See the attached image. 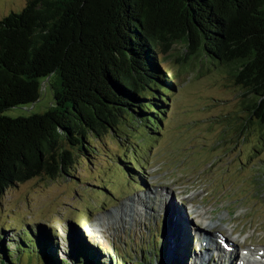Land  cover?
<instances>
[{"label": "trees", "instance_id": "obj_1", "mask_svg": "<svg viewBox=\"0 0 264 264\" xmlns=\"http://www.w3.org/2000/svg\"><path fill=\"white\" fill-rule=\"evenodd\" d=\"M174 43L190 58L227 68L242 107L228 114L234 130L230 134L226 127L224 136L241 145L255 128L261 143L254 151L262 154L264 0H26L18 12L0 17V194L35 177L72 176L76 165L100 151L105 133L115 134L120 144L137 142L122 124L131 129L144 122L150 132H161L176 79L162 54ZM51 75V107L27 116L4 114L35 102ZM115 159L132 181L147 174V161L134 151ZM249 165L264 170V157ZM159 230L134 258L112 250L115 264H139L135 258L160 264ZM5 232L0 264H83L78 257L112 264L87 241L58 242L47 226L28 222L11 237ZM175 238L184 260L172 264H189L183 237Z\"/></svg>", "mask_w": 264, "mask_h": 264}, {"label": "rangeland", "instance_id": "obj_2", "mask_svg": "<svg viewBox=\"0 0 264 264\" xmlns=\"http://www.w3.org/2000/svg\"><path fill=\"white\" fill-rule=\"evenodd\" d=\"M25 1L0 0V17L18 12ZM162 57L168 73L176 79L161 132H150L144 122L131 129L122 124L137 142L120 144L115 134L105 133L102 144H97L100 151L76 165L72 176L35 177L7 188L0 194V234L6 229L5 238L11 237L28 222L47 226L58 242L87 241L99 247V255L106 260L108 254L112 264L116 261L112 250L125 251L134 258L133 252L142 242L148 244L158 229L172 238L175 226L185 235L186 256L194 246L209 259L207 264H227V248L234 250L235 244L237 257L242 248L253 253L264 249V170L249 165L264 157V152L254 151L261 138L255 128L241 145L224 136L226 127L230 134L234 130L229 128L228 114L241 112L238 87L229 82L225 66L190 58L180 43H174ZM54 83L55 76H48L41 82L35 102L4 114L18 117L46 111L54 103ZM131 151L148 163L147 174L135 176L140 175L137 182L122 174L123 167L115 163L116 154L129 155ZM188 208L194 211L193 219ZM112 216L120 223L107 224ZM154 216L157 218L152 219ZM207 222L217 223L219 228L206 230ZM198 232L218 243L217 249L200 242ZM157 240L161 243L160 235ZM178 248L173 263L184 260ZM158 253L160 264H165L159 249ZM260 259L263 264L264 256ZM78 260L91 263L86 257Z\"/></svg>", "mask_w": 264, "mask_h": 264}, {"label": "bare ground", "instance_id": "obj_3", "mask_svg": "<svg viewBox=\"0 0 264 264\" xmlns=\"http://www.w3.org/2000/svg\"><path fill=\"white\" fill-rule=\"evenodd\" d=\"M147 198H150L149 195L145 196ZM179 213V212H178ZM189 213H190V216L192 215V210L189 209ZM129 215V214H128ZM179 215L177 214L176 218L178 219ZM221 221V220H220ZM115 222H119V219L117 217H111L110 219H108L107 221V224H114ZM216 222V221H215ZM106 223V222H105ZM120 223V222H119ZM107 226H111V225H107ZM130 226V225H129ZM169 226V225H168ZM112 227V226H111ZM126 227V226H125ZM204 229L206 230H214V229H217L219 228L218 227V224L217 223H210V222H207L205 223V226L203 227ZM212 230V231H213ZM212 231H209V232H212ZM120 232V231H119ZM178 233V232H177ZM117 234V233H116ZM206 235V233H204ZM204 234H202V232H198V238H199V241L200 242H204L207 245L209 246H212V248L214 249H217L218 247V243H212L211 242V239H210V236H207L205 237ZM178 235V234H177ZM175 235V236H177ZM175 236L173 235L172 238L170 237V241L172 242L173 244V247H174V251L177 250V246H176V238ZM174 239V240H173ZM180 240V239H179ZM191 242V241H190ZM183 245V244H182ZM224 246V244L222 245ZM221 246V247H222ZM227 249H231L230 247H228ZM182 250V249H181ZM242 253H241V257L239 260H237L234 256V254L232 255V258H231V262L234 263V264H256V263H260L262 262V260L260 258H262L264 256V249H257L256 250V253H253L251 250L249 249H245V248H242ZM190 252H195V254L192 256V260L191 262H193L194 264H207L208 260L207 257L206 258H203L202 257V252H199L197 248L193 249L190 247ZM235 260V262H234ZM262 264V263H261ZM264 264V263H263Z\"/></svg>", "mask_w": 264, "mask_h": 264}, {"label": "water", "instance_id": "obj_4", "mask_svg": "<svg viewBox=\"0 0 264 264\" xmlns=\"http://www.w3.org/2000/svg\"><path fill=\"white\" fill-rule=\"evenodd\" d=\"M170 237H168L167 233L165 231L160 232V256L163 259L165 264H172L173 263V258L175 256V251L172 242L170 241ZM162 246V249H161ZM136 262L137 259H134ZM139 264H141L139 261H137Z\"/></svg>", "mask_w": 264, "mask_h": 264}]
</instances>
